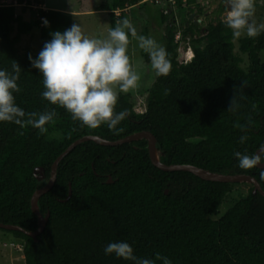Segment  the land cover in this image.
Instances as JSON below:
<instances>
[{"label": "trees", "instance_id": "1", "mask_svg": "<svg viewBox=\"0 0 264 264\" xmlns=\"http://www.w3.org/2000/svg\"><path fill=\"white\" fill-rule=\"evenodd\" d=\"M204 1L186 0L184 5L177 0L169 13L161 9L171 70L156 77L144 112L136 111L129 93L117 94L114 112L126 113L118 131L106 125L85 127L64 108L45 100L43 77L29 60L38 54L19 50L21 36L34 28L39 29L43 49L51 33H63L73 25L72 14L39 7V0L0 3V69L14 73V63L21 68L20 91L13 93L16 104L26 113L25 121L28 114L36 113L38 118L55 112L45 133L27 122L23 127L0 122V222L38 229L31 198L49 180L57 157L85 135L114 141L148 130L158 140L163 163L249 174L264 189V169H241L234 155L252 156L264 146V32L240 39V50L250 62L245 69L225 19L204 31L187 19L190 25L181 35L182 40L191 36L194 58L182 63L175 39L177 9L190 13L197 9L201 14ZM140 2L112 0L101 10L110 11L114 29L124 20L120 15L116 19V11L150 3ZM25 3L32 8V21L24 17ZM143 55L150 60L148 53ZM233 99L234 109L228 110ZM241 136L246 137L243 143ZM38 166L45 169L46 180L39 181L34 174ZM70 184L72 195L67 199ZM239 184L207 181L186 171H163L152 163L146 139L118 146L87 141L62 159L54 187L41 196L40 211L44 216L49 213V220L37 240L21 231L0 229L22 241L25 264H132L104 254L113 242H127L137 258L154 264H163L158 255L171 264H264V196L255 194L251 185L218 217L222 203Z\"/></svg>", "mask_w": 264, "mask_h": 264}, {"label": "clouds", "instance_id": "2", "mask_svg": "<svg viewBox=\"0 0 264 264\" xmlns=\"http://www.w3.org/2000/svg\"><path fill=\"white\" fill-rule=\"evenodd\" d=\"M228 7L226 26L232 30L234 38L247 36L255 38L264 32V23L253 19L256 0H225ZM17 4V3H15ZM43 24L49 22L44 19ZM127 30V31H126ZM129 34L136 37L139 47L148 53L151 67L157 76H167L171 70L166 49L154 39L137 35L136 29L128 19L120 26L110 30L104 40L85 36L80 25L73 24L63 33H51V40L45 42L36 58L29 56L32 67L38 69L43 77L45 91L42 97L50 104L64 108L83 126L96 129L106 125L110 131H118L117 125L125 119L126 113H115L114 108L120 92H128L138 86L139 75L132 69L129 56ZM20 67L13 64L14 73L0 69V122L24 126L25 122L38 129L47 131L46 125L53 121L55 112L28 114L16 102L13 93L20 91L17 81ZM234 109V99L228 110ZM246 137L241 136L243 143ZM241 169H252L259 164L258 155L234 153ZM105 255L114 254L117 258L131 261L132 264H154L149 259H139L127 242L109 243L104 248ZM163 264H171L166 257H156Z\"/></svg>", "mask_w": 264, "mask_h": 264}, {"label": "rangeland", "instance_id": "3", "mask_svg": "<svg viewBox=\"0 0 264 264\" xmlns=\"http://www.w3.org/2000/svg\"><path fill=\"white\" fill-rule=\"evenodd\" d=\"M33 1V0H31ZM45 4L46 9H57L72 14L73 24L80 25L83 34L92 39L104 40L108 37V33L112 30L111 16L109 10H101L104 5L111 6L112 0H39ZM17 3L19 0H0V3ZM163 2V1H161ZM141 3V2H140ZM26 4V3H25ZM19 5V4H18ZM24 5V4H23ZM24 17L26 20H33L32 8L26 4ZM203 13H190L186 8L176 13V23L179 27L176 35L181 36L178 53L179 61L184 56V47L191 45V36L188 34L182 40L181 32L184 31L190 23L187 19L196 22L198 27L204 29L211 23H216L219 19H226L228 7L225 0H206L201 5ZM36 7V6H35ZM34 7V9H35ZM40 7V5H39ZM43 8V7H42ZM166 9L165 5L147 3L145 5H135L127 7L124 11L117 10L116 19L120 15L124 19H128L131 25L136 29L137 35H143L154 39L159 45L165 49L164 35L166 32L165 25L161 21V9ZM22 8H18V13L22 12ZM170 11V10H169ZM192 16V19L190 18ZM253 19L259 23H264V0H256V11ZM127 31V30H126ZM247 36H242L244 38ZM235 38V52L243 58L242 67L249 69V58L240 50V39ZM19 50L24 53L30 51L39 54L42 50L40 41V32L38 28H34L30 34L22 35L18 42ZM127 55L130 59L132 69L139 75L138 86L131 89L129 93L135 104L137 112H144L146 109V99L149 89L156 80V73L151 67V61L144 57L143 50L139 47L136 37L129 34V45ZM264 58V52L262 53ZM117 94L120 93L116 88ZM125 93V92H124ZM250 184L240 183L234 186L233 191L227 196L219 209V215H223L233 203L247 194ZM0 264H25L22 241L15 238L11 232L0 229Z\"/></svg>", "mask_w": 264, "mask_h": 264}, {"label": "water", "instance_id": "4", "mask_svg": "<svg viewBox=\"0 0 264 264\" xmlns=\"http://www.w3.org/2000/svg\"><path fill=\"white\" fill-rule=\"evenodd\" d=\"M229 10V9H228ZM227 16V13H226ZM192 19V16L190 17ZM141 139L147 140V147L149 150V156L151 158L152 163L159 169L167 172L171 171H186L191 172L194 175L200 177L203 180L207 181H216V182H224V183H248L254 187L253 192L255 194L260 193L264 196V189L262 188L260 182L257 180L256 177L249 175V174H223V173H217L210 171L208 169L198 167L191 164H171L168 165L166 163H163L161 161V151L158 148V140L156 136L148 130L139 131L133 134H130L124 138L118 139V140H108L105 138H102L98 135H85L76 141H74L69 147L61 153L57 159L54 161L52 168H51V175L48 180V182L37 189L32 198H31V208L33 213L38 217V229L36 231H29L19 225L14 224H5L0 222V228L6 229V230H15V231H21L25 234L33 237L35 240H37L38 235H40L46 228L47 222L49 220V213L44 216L39 207V200L42 195L48 193L55 185V182L57 180V174H58V168L59 164L62 161V159L68 155L74 148H76L78 145L87 142V141H94L100 145L105 146H118L124 143H131L133 141H138ZM264 153V146L259 148L255 155L259 156V164L257 165L258 168L264 169V161L261 160V154ZM34 174L36 175L37 179L39 181H42L46 178L45 169L41 166H38L34 169ZM109 183L112 182L110 179L108 181ZM168 193V190L166 191ZM72 195V187L70 184L69 187V195L68 198Z\"/></svg>", "mask_w": 264, "mask_h": 264}, {"label": "built area", "instance_id": "5", "mask_svg": "<svg viewBox=\"0 0 264 264\" xmlns=\"http://www.w3.org/2000/svg\"><path fill=\"white\" fill-rule=\"evenodd\" d=\"M163 1V2H161ZM142 3L144 2H151V3H156V4H160L162 3L163 5H165L166 9H165V13H169L170 8L173 6V8H176V3L177 0H141ZM183 3L185 5L186 0H183ZM176 42L177 43H182L181 40V36H179L178 34L175 37ZM185 51H184V56L181 60L182 63H189L193 58H194V50L192 48V46H188V47H184Z\"/></svg>", "mask_w": 264, "mask_h": 264}, {"label": "crops", "instance_id": "6", "mask_svg": "<svg viewBox=\"0 0 264 264\" xmlns=\"http://www.w3.org/2000/svg\"><path fill=\"white\" fill-rule=\"evenodd\" d=\"M23 5V4H22ZM25 5V4H24ZM45 6V4H40V7H43L44 9H46V7H44Z\"/></svg>", "mask_w": 264, "mask_h": 264}, {"label": "flooded vegetation", "instance_id": "7", "mask_svg": "<svg viewBox=\"0 0 264 264\" xmlns=\"http://www.w3.org/2000/svg\"><path fill=\"white\" fill-rule=\"evenodd\" d=\"M44 180H46V179H44ZM47 182H48V181L46 180V183H47ZM46 183H45V184H46Z\"/></svg>", "mask_w": 264, "mask_h": 264}]
</instances>
